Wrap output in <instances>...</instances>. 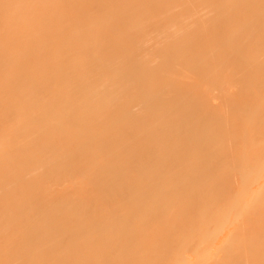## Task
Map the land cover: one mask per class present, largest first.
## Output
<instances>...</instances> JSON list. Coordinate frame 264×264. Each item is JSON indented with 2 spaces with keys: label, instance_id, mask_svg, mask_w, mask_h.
<instances>
[{
  "label": "bare ground",
  "instance_id": "obj_1",
  "mask_svg": "<svg viewBox=\"0 0 264 264\" xmlns=\"http://www.w3.org/2000/svg\"><path fill=\"white\" fill-rule=\"evenodd\" d=\"M220 1L221 0H0V71H2L0 74V78L2 80H4V81H0L1 82L0 84L3 83L2 85H0L1 96L3 97L4 94L6 93L5 94L6 96H4V98L5 97H14V95L16 96V94L11 96V94L13 92L14 93L17 92L18 96H20V97L22 96L24 98L31 97L32 95L35 96L36 94H40L41 96L42 95L43 96H53V100L55 101V104H54V106H52V109H51V107L42 109L38 112V114L39 115L43 114L45 116H50L51 114H53V115L56 114V116H58V117L63 116L68 111V109L71 111L74 110V111L79 112L87 104L92 106L94 103H97V102L107 103L108 100L112 102V101H114V92L113 93L111 92L109 94L110 91L108 89L110 88V85L114 81L115 78L113 77V74L111 72H113V70L115 69L114 66H117L116 64H118V62H119L118 58H121L122 56H124V57H122V59L124 61L125 60L126 61L124 62L123 60H121L120 63H123L124 65L118 66L120 71L117 73L115 72L116 74H118V76H120V79H123L125 77V74L128 75V72L134 71V70H129V69H133V68L135 69V67H137L136 68L137 72L135 69V72H136L135 74L138 73L137 76L138 75L143 76V74L145 76L147 70H145L143 72V74H141L142 70H143V66H146V68L148 66L147 69H149V71H150V68L152 66L151 64L153 63V61H154L153 59H155V58L158 59V62L162 61L160 63L161 65H158V66L156 65L157 67L155 68L156 74H158L159 70L157 68L160 69L161 66L166 67V65H167V63L165 64L163 62V57H164V59H166L168 57L166 55V54H168V52H170L169 53V56H170L171 53H173L174 55H177V54H175V52L177 51L176 53H178L180 51L179 53L182 54L180 56V58L179 57L177 58L176 56L174 57L171 54L174 58H177V60L173 59L172 56H170V58L173 60L172 61L170 59L169 60H170V62L182 60L181 57L184 54L185 57L183 56L182 58L188 60V65L190 68L189 71H191L189 73H186L185 76L188 75L186 78H190V77H192V73H193V75L197 74V71H195V69H191V65L189 63L193 62L196 58H198L200 56V53H201L199 50H193V52L192 51L190 52L188 50L190 47H192L193 43H195L194 41H196V40H195V38L193 39V37L196 36L197 33H195V35L192 34L190 36V38L187 40V41H189L192 39L191 41H189V42H191L190 44H188L189 42L184 41V40H181L182 42L179 44L180 39H177L176 36L173 38V36L176 33L187 32L192 27L189 25V28H188V25L185 24L186 22H184V20H187V17L188 18H190V17L200 18V17H207V16L209 17L211 14L214 16V21H215L216 25L218 24L217 30H216V35L221 36L224 32L225 23L219 24V21L227 19L228 11H226L224 5ZM91 2H93L92 5H90ZM102 2H104V3L102 4ZM88 4L90 6H88ZM224 4L230 5L232 7V9L230 10L229 13L234 12V13H237V15H242L243 13H250L251 15L258 16L259 20H263L260 22L261 24H260L259 29L257 27L258 25L254 24V23L252 25L250 24V26L246 25L245 27H243V29H242L243 31L238 33V35L233 40L230 41V43L236 45V47L234 48V52H237V53L235 55L238 56V52H241L244 50V49H242L243 45L245 48V44L248 42V38L252 35H258L262 40V44L264 45V29H263L264 28L263 27L264 26L263 25L264 24V0H225ZM195 5L201 6L202 10L200 12H193L192 7ZM131 11L133 13H135L136 16L132 15L133 13ZM130 12H131V14H130L131 17L132 16L137 17V18L139 17L141 20L139 22H136L137 20H139V18L138 19L133 18V19H131L132 23L130 21V24H131L130 27H129V25L128 26H119L121 22H126V20H128V17H130L129 16ZM97 13H98V15H96ZM101 14L103 16L102 19H101V17H102ZM99 15L101 17H99ZM260 17H263V18H260ZM125 18H127V19H125ZM252 18H251V20H252ZM128 22H129V20H128ZM133 23H135L134 25L137 24L136 25L137 29H135V26L133 25ZM181 23H183V25L185 24L184 26H187V27L186 28L182 27L183 25L179 26V25H181ZM247 23H249V22H247ZM166 24H167V27H166ZM171 25L174 26L173 27L174 29L173 28L170 29ZM253 25H255V28L253 27ZM75 26H76V28L77 27L78 28L76 29ZM84 26L86 27V30L84 28L83 34L78 33L79 31L82 30L81 28ZM152 26L154 29L153 31H155V32H153L151 30ZM156 26L158 27V31L156 30V28H157ZM79 27H81V28L79 29ZM139 27H140V29L141 28H143V29L147 28V29H150L152 31V32L150 31L151 37L149 36L147 38V41L150 40L149 42L151 45H152V42L153 43L155 41L157 42L155 47H153L154 44L152 46H150V47H153L152 49L156 50V48L158 46H160L157 48V51L152 50V52H155V54L150 53L151 57L153 58L152 60H150L151 57H146V58H149L148 61H150V63L147 61L145 63V62H142L141 60H139L140 53H138L140 51L139 49H144V50H147L146 52H148V54H149V51L151 49L149 46L148 47L146 46L147 45L146 43H148V45H150L149 42H147L146 38L144 39V37H143L142 38L143 40L141 39L142 42L140 40V42L142 43L141 48L140 47L135 48V46H137L138 43H136V39H134V41L132 39L134 36H136L135 31H132V29L134 28V30H136V33L138 34V32L140 31ZM73 28L75 29L74 31L72 30ZM96 28H98L99 30L101 29V30L97 31ZM119 28H121V29H119ZM166 28H169V29H167L168 31L166 30ZM78 29H79V31H78ZM137 30H139V31H137ZM171 31H173V32H171ZM169 32H170V35H169ZM174 32H176V33H174ZM69 33H70V35H69ZM157 34H158V37H157ZM121 35H122V37H121ZM165 35H167L170 38V40L172 38L171 41H173L175 43H172L171 41H170L171 43L170 42H167V43L161 42L164 44V45H161L159 40L167 38V36H165ZM115 36H116V38H115ZM155 37L157 39H155ZM123 38H128L129 40L127 41V39L125 40ZM175 38L177 40H175ZM125 41L128 45H125L126 44ZM129 41L132 43L131 44L128 43ZM158 42L160 43V45ZM134 44H136V45L134 46ZM167 44H171L169 46H172V44L173 45L176 44V45L169 47ZM161 46H162V48H164V50L158 51L159 48H161ZM146 47H147V49H146ZM166 47L171 48V50L173 49L174 52H171L169 49L167 51ZM136 50H138V51H136ZM259 50L260 49H256L255 51L259 52ZM51 51L54 54L50 53ZM163 51H167V53L166 52L163 53ZM2 52H3V54H1ZM99 52H101L105 56V57L102 56L104 59L99 56L100 55ZM156 52H160V54L158 55ZM188 52H189V55H187ZM119 53H121V54L123 53V55H121ZM136 53H138V55ZM164 54H165V56H164ZM190 54H192V57L190 56ZM120 55H121V57H120ZM161 55H162V57H161ZM49 56H50V58L48 59ZM137 56H138V58H137ZM188 56H190V57L188 58ZM210 57L211 58H209L207 56V54H205L203 57V64L204 65L206 64L205 67L214 68L213 64H207V62L208 61L212 62L211 60H213V58L214 59L217 58V56H215L213 54ZM134 58L135 59L137 58V60H135L137 62L132 61ZM115 60H117V61H115ZM10 62H12V63L14 62L13 64L11 63L12 67L9 65ZM148 63H149V65H148ZM14 64H15V66H14ZM140 65L142 68H140ZM204 65H202V66H204ZM236 65H235L236 72H238L240 74L241 80L245 84H249L250 81L254 79V76L264 74V62L257 65V66H254V67L247 66V65H244L242 67L240 64H236ZM146 68L144 67V69H146ZM68 69H71L72 71L67 76V80L65 82H63L62 78L64 76V73ZM138 70L139 71L141 70V72H138ZM155 70L152 69V71H155ZM152 71L149 72V74L147 73V76L151 75V74L153 75L154 72H152ZM228 73H229V76H227V77L231 78L233 76L232 72L228 71ZM110 74H111V78H110ZM130 74H129V76L136 77V75L133 74L134 75L133 76ZM156 74H155V76H157ZM4 75H6L7 77H5ZM189 75H190V77H189ZM144 76L142 78H145ZM179 76H181V77L183 76L182 80H181V77H180V79L178 78ZM220 76L223 77V74H221ZM140 77L138 76V78H140ZM5 78L7 79V81L5 80ZM19 78H20V80H18ZM162 78L163 77L161 76L160 78L155 79L159 83H160V81H162L160 83V85L162 87H160V89L156 93V96H154L155 101L158 98L157 99L158 102H154L153 105H150L151 103H153L152 101L154 100V98H152L153 100L150 99L147 101H146V99H144L145 101L142 99L141 100L142 103L140 105L143 104L145 106L139 105L138 106L139 109H136L137 106L134 105L135 107L133 106L131 109L127 110V113L125 112L126 115L123 114V115L119 116V119L117 117L115 123H114L115 119L113 121H111L113 125L118 124V126H120V128H121V126H126L124 124H127V123L130 124V125L127 124V126H129L128 132L129 131H131V132L129 134H128V132L126 133V135H128L129 138H130V134H131L130 139L127 138L128 136L124 137V134L119 135V133L117 132L119 130V128L117 125L116 126L114 125L115 128L117 127V129H118V130L117 129L115 130L118 133V134H116V132L113 131L115 129L114 126L110 123L109 125L113 126V127H111V129H110V126L107 128V130L110 133L109 132L107 133L106 130L103 131V133L106 132L105 136L107 138H109V140L111 139L110 137H113L115 139L114 142H116L115 144L112 140L111 141L113 143L110 144L111 141L107 140L104 135H103V137H101L102 138L101 139L100 136H102V135L100 134V132H101L100 131L98 133V134H100L99 136H98V134H96L94 137L89 139L86 143H84L83 145L78 147L77 150L70 151V152L63 154V156H65V158L63 159L62 163L60 162V163L55 164L54 166L50 167L48 172H47L48 173L47 175H50L53 173H71L72 169L77 170L78 169L77 166L80 165L81 167L79 166L78 170H81V168L83 170V168H84L87 178L82 179V181L79 184L63 185V186L57 185V188L52 189L51 193L49 194L45 191V188L42 187V184L45 182V178L47 177V175L43 176V174L41 172V168H42V166H41L39 169L28 174L24 180L17 179L15 181H13L10 184L9 189L6 191H3V194H2V192H0V195H1L0 207H3L5 209V210L4 209L2 210V208L0 209V211H2V212H0V215H1L0 219L2 217V219H5V221H6L4 223H1L2 225L0 224V227L4 226L3 229L5 228L1 232L3 234L5 233L4 235L7 234V236H8V233L12 235V236L9 235L10 241L8 240L10 245L12 244L11 245L12 248H11L8 245L5 246V244L3 242H1V241L5 240V243H6V239L4 238L2 240V238L4 236L2 237V233H0V235L2 237V238L0 237L1 238L0 244L3 243L0 245L1 250H3V253L4 252L5 253H8V252L13 253V255H11V253L7 254V256H8L6 259L7 264H47L46 263L47 260L59 259L61 257L64 258V261L60 264H83L82 262H80L78 260V256L76 254L83 253L85 251L87 245L92 243V242H97L99 245H101L103 247H105L107 244H109L112 251H113V253L110 256H107L105 258V260L102 264H108V262H110L111 260L116 261L117 264H132V263H128L125 258L130 257L132 260H138L137 256L139 253V248L137 249V247H139L138 242L140 240H144V241L148 242V244H146L143 249H144V251H146L150 254H146V252H144V254H142V257L144 259L145 264H162L161 259L159 257L160 255H158V253H162L165 255V252L163 251L165 243L164 244L162 243V242H164V240L162 238L161 239L158 238L161 241H159L157 239L153 244L151 242L152 241L151 238H153L156 235V233H159V232H160V234L163 233V235H165V233H166L165 237H167L171 234L170 236H171V238H173L172 234L175 231H177L176 228L178 226H179L178 229H180V227H182V225H180L182 218H180V219L178 218L177 221L180 222V223L177 222L178 226L175 222L176 220H172L173 218H171V216H169L167 218V220L164 221L165 223L163 222L164 225L162 223H161V225H158L159 227L163 226L161 228H158V226L156 227V226H154L155 224H153L154 229H155V227L157 228L156 229L157 231L154 234L153 231H155V230L153 229V231H151V228L150 229L148 228L150 226L149 222L152 221L151 218L157 216L159 214V212H161L162 206L164 205V201H162V200L154 201V204H156V205L151 206V209H152L151 211L148 210L149 207H147V211H150L151 214L147 213L149 216L148 215L145 216L146 217L145 219H144V217H139L138 221L136 222L137 224L135 223V221L132 220L134 217L132 207H130V210H128L125 214H122L121 216L118 214L121 211L120 203H119V197L120 196H128L131 193V191L134 189L132 185L135 183L134 181H137V175L139 177V174L142 173V171H140V168H138L137 165H139L141 168L144 169V168H146L144 165L151 160V162H149V163H150V165H152V168H153L152 170L154 172L153 173L154 175L157 174L156 176H158V174L159 175L166 174L165 169L163 167H161L162 166L161 163L163 160L161 156L163 154H165V149L163 148V146L168 142V140L173 145L179 144V141L176 140V138L178 139L179 137H182V135L180 136L178 134L185 135L188 132L189 133L187 135H189L190 132H192L191 133L192 135L190 136L192 139H194V140L197 139V141L201 140V142H208V140L210 139L209 137H212V135L215 132V128L217 126L215 124H218L217 118L214 120L215 122L213 121L212 123H209V122L206 123V120H204V119L201 120V117L205 113L208 115V113L210 111H212V112H214V111L223 112L222 119L224 120V118H226V116H227L228 118H226V119L230 120L232 126H234L235 125L234 123L238 120H242V119L245 120L249 129L251 130V132L253 131L254 128H258V127L261 128L264 125L263 107L259 106V105H256V106L251 105V107H245L246 105L244 104V103H246V101H249V100L258 99L260 97L264 98V95L262 94V91L264 89V81L259 82L260 86H259L258 91L252 92L246 97L240 96V89H239V91L234 90L237 88H234V89L230 88L234 91H231V92L228 91L229 93L227 92V89L230 90L229 88L224 89V90L219 89L218 91L221 90L220 92H218L219 93L218 98L220 99V102L216 103V104L210 103L211 105H208L207 109L205 107H203V109H201L202 107H200L199 104L198 105L194 104V102H195L194 100L196 99L195 94H197V93L193 92L194 90H192L191 94L193 93V96L190 94L192 87H195V84H194L195 78L194 77L191 78V79H193V82H191V83H193L194 86L190 85L191 83H188V84L185 83L184 85H180V84H182L181 81L183 82V79L185 78L184 74L178 75L177 78L175 77V79L172 78V80H171L172 82H170V80L168 81V78H167V80H165L166 78H164V79H162ZM191 79H187V80L191 81ZM11 80L14 82H16V80H17V82L18 83L20 82V83H19V85L17 84V82H16V84H14V82H12ZM163 80L165 82H167V84H165V82H164V85H163L162 84ZM178 80L179 81L181 80V81L179 82ZM9 81H11V82H9ZM36 81H40L41 83L34 85V83ZM175 81H178L179 86L176 85L177 82L174 83ZM184 81H185V79H184ZM10 83H12L13 85H11ZM119 83H121V82H119ZM172 83L175 84L174 87H173ZM9 84L12 87H10ZM20 84L22 87L20 86ZM22 84L24 85V87ZM14 85L19 86V88L17 86L16 91H14L15 87H16ZM169 85H171V86H169ZM119 86H120V84H119ZM164 86H166V87H164ZM239 86H240L239 88H242L243 84L240 83ZM90 87H91V92L89 91V89H86V88H90ZM167 87H169V88L171 87V90L168 89ZM189 88H191L190 91H189ZM12 90H13V92H12ZM85 90H87V91H85ZM165 90H167V92ZM179 90H180V92L182 90H185V92L182 91L184 94L181 92L182 95H184V98H187L186 96L190 97V98H187V101H189V103H188L189 105L186 103L187 102L186 99L184 102L183 96L179 95V93H180V92H178ZM224 91H225V93H224ZM106 92H108V93H106ZM221 92L224 93L225 95H227V94L228 95L227 96H225L224 94L222 95ZM2 93H4V94H2ZM34 93H36V94H34ZM27 94H29L30 96L28 95V97H25V96H27ZM69 96H75V97H78V99L74 103L69 102L67 104V108H66L65 104H66ZM171 98H173V99H171ZM191 99H193V101ZM147 102L149 103L148 105H147ZM191 102L194 104L193 106H191ZM185 103L187 106L185 105ZM14 105L16 106V104H14ZM14 105L13 104L9 105L10 107H8L7 109L13 108ZM163 105L165 106V108ZM176 105H177L176 109L172 108ZM195 105H196V108H197V106L200 107V109H201L200 112H202L203 115L199 114L200 113L199 112L197 115L195 113V117H194V115L192 113L197 112V110L194 111ZM159 106H160V108L163 106V108L160 109ZM241 106H243V107H241ZM179 107L181 110H179ZM183 107H185V108H183ZM134 108L137 111H139L140 113L135 114L136 112L133 111ZM140 108H141V110H140ZM192 108H193V110H192ZM142 109H145L143 111H147L146 112L147 114L145 112H143ZM162 109H163V111H162ZM169 109H171V110H169ZM173 109L177 110V113L180 112V114L178 113V116H176L175 111ZM149 110H150V112H151V110L153 112H151V114H150ZM157 110H161L159 113L161 115L163 114L164 117L161 116L160 114H158ZM172 111L174 112L175 115H171L173 113ZM148 112H149V115H148ZM154 112H156L157 114L156 113L154 114ZM143 113H144V115L146 114L145 117L147 116L146 117L147 122L143 118L144 117ZM224 113L228 114V115H225ZM127 114H129V115L127 116ZM229 114H231L233 117L232 116L229 117ZM241 114H244V116ZM256 114H258V115L260 114V115L259 116L257 115L258 117L257 116L255 117L254 115H256ZM152 115L157 116V118L155 116L153 117ZM165 115H166V117H165ZM167 115H169V116H167ZM182 115H185V116L183 117ZM207 115H205V116H207ZM240 115L242 116L241 118H240ZM132 116H135V117L132 118ZM170 116H171V118H170ZM217 116H219V114H217ZM231 117H232V119H230ZM251 117H252V119H251ZM120 118H121V120H123L122 122H125L123 125H120L121 124V122H119V121H121ZM124 118L127 120V123H126V120L124 121ZM150 118H151V121H148V120H150ZM158 118H160V119H158ZM163 118H164V120L161 123V120ZM183 118H185V119H183ZM219 118H220V120H222L221 117H219ZM248 118H250V120ZM156 119H157V121L154 122ZM226 119H225V122H229V120L226 121ZM254 119H256V120H254ZM106 120H107V114L100 117L101 122H104ZM173 120L174 121L177 120L178 122L177 121L174 122ZM200 120L204 123L200 122ZM95 121H98V120L89 121V123H94ZM148 122H150V123L153 122L154 125L152 123H151L152 124L151 125ZM157 122H160V123L158 124ZM184 122H185V124L183 125L182 123H184ZM145 123H146V128H145ZM167 123L169 126L165 125ZM171 123H174V125ZM189 123L191 124V126ZM200 123L202 125H200ZM205 123L208 124V126ZM155 124H156V126H155ZM133 125L138 126V127H136L137 130L134 129L135 131H133L132 128H135ZM148 125L150 127H152V129ZM203 125L206 127V129L208 131L205 129V127H202ZM213 125H215V126H213ZM130 126L132 128H130ZM218 126H219V124H218ZM35 127H36L35 131L40 132V133H44L42 130V124L41 123H39V122L36 123ZM141 127H143V128L140 129ZM124 129H125V127H124ZM153 129H156V130H153ZM181 129H185V130H181ZM111 130H112V132H111ZM140 130H142V131L139 132ZM149 130H150V133L148 134ZM202 130L203 131L205 130L207 132V136H205V137L203 136L202 138L200 137L201 135L199 137H197L198 135L195 136L196 133L199 134L202 132ZM132 131H133V133H132ZM182 131H184V132L181 133ZM137 132H138V135H135L134 133H137ZM144 132L145 133L147 132V133L143 134ZM177 132H180V133H178L176 135ZM208 132H209V134H208ZM113 133H114V135H113ZM194 133H195V135H194ZM170 134L171 135L173 134L174 136L176 135L177 137L173 136V138H172V137H170ZM140 135H142V136H140ZM118 136H119V138H120V136H123L124 139L121 137L122 141L120 142V140L117 139ZM96 137L97 138L99 137V139H96V143H95L94 139ZM134 137H135V139H134ZM234 137L237 138V133L234 134ZM138 138H140L141 141L138 140ZM142 138H144V139H142ZM167 138H170L171 140L167 139ZM247 138L249 139V134H244L240 137V141H242V139L248 140ZM125 139L126 140L129 139L128 141L134 139V141L132 140L133 146H136V147L139 146V147H137V148L135 147V148H133V150L135 151V153L138 152L137 153L138 156L141 153H142V155H140L139 157H136V158L133 157V156H137V154L132 152L133 150L131 149L132 151L130 152V150H129V152H128V154H131V155H128L125 160H124V158L119 159L122 156V155L120 156V153L122 154L123 151H126V150H123L121 148L124 146V144L129 145L131 142L130 141L128 143ZM148 139H150V140H148ZM173 139L175 140V142ZM260 139H261V144H264V135L261 136ZM14 140L15 139L10 138V142L13 145V146H10V149H12V148L21 149L22 144H20V143H22V141L17 142ZM98 140H99V142H101V144H103V142H105V141L106 142L103 145H100L99 142L97 143ZM116 140H118V142ZM123 140H125V141L123 142ZM135 140H138V142L136 141L137 142L136 143ZM146 140H148V141H146ZM164 140H167V141H165V143H162V142H164ZM139 141H140V143H139ZM149 141L150 142L152 141V144H154L153 147H151L152 145H150V144H149V146L146 145L147 147H150L151 150L149 148L147 149V147L144 146ZM125 142H127V143H125ZM132 142H131V145H132ZM117 143H119L122 147H120V145ZM155 143L156 144L159 143V144L156 145ZM208 143H205V144H203V146H200L203 148L199 147L203 151H204V148L207 147L206 149H208V151L205 149L204 152L201 150L202 152L198 151V153L196 151L192 152L191 151L192 149H190L188 147L185 150V152L182 151L185 148L183 147V149L181 150V146H177L178 149L172 148L171 152H170L172 158L169 161H172L171 164L173 163L174 167H175L178 165V163H180V162H178L180 157H184V158L187 157L188 158L190 156L189 152H192V154H194L195 157L197 156L198 159L205 160L203 163V166L205 169L208 170V175L210 176V178H212V180H211L212 182L209 180L211 183L209 182L208 188H206V191L207 190H209V191L206 193L208 194L210 191H212V192L209 194V196H207V195L206 196L207 197L211 196L210 197L211 199H212V195L220 194V192H217V190L219 188L218 186L221 185L220 187H222V184H221L222 180H224L223 182H225V181L227 182V183L225 182L223 184L225 190L230 191V188L232 190L233 188L236 187V188H238V191H239V186H240L241 187L240 190H242V191L241 192L239 191V192L241 193L242 196L239 195L237 197L236 195L239 193H237V191H235L236 195H235V193H233L228 198H220L223 200L225 199L224 204H226V205L231 204L227 208V211H226L227 217L226 218L229 217L231 210H232L231 213L234 211L233 214H235V212L238 213V211L240 212L242 208H245L241 214L243 216L244 215L247 216L248 214H250L252 208L256 207L254 210L252 219H246V216L243 217L241 215V218L243 217L242 218L243 222H242V228L240 230L241 232H239L240 240L237 242L231 241L228 235H226L227 237H225V235H223L224 237L222 236V234H226V232H228V231L225 228L226 226L225 227L223 226L227 222L226 219L223 221L224 223L221 222V224H220L221 227H219V233H220V231L223 233L222 234L220 233L221 237H219L217 241H220V243L222 241V243H223V245H222V243H221V245H219L220 250L223 249V250H226L227 252H226V255L224 256V258L219 259L215 264H264V243H259L256 240L257 234H263V236H264V200L252 201L253 198L260 192V190L262 188H264V159L262 160V162L260 163V165L258 167L256 166L258 161H260L262 159V153L259 152V153H256L255 155H252L250 152L252 147H247V145L244 144V142H243V144H244V145H242L243 150L240 152L239 161H238L237 165L235 166L236 171H235V169H234V171L235 172L244 171V173H241L243 175H241V177L239 178L240 179L239 181H238V179L237 180L233 179L235 182L238 181L239 183L238 182H236V183H238L239 185L237 184V186H236L235 185L236 183L233 181L235 184H234V186L231 187V185H233L232 180L227 181V176H226V178H225V176H224V178H222L223 175H221V174H223L225 172V169H223L221 171V174H217V176L215 174V167H216V162L218 159V158H216L217 153H215V152H216V150L219 149V146H214V144H212L213 142L212 143L210 142L209 144ZM105 144H107V147L110 148L109 150H107L108 148L105 149V147H106ZM116 144H117V146H119V149L115 148V147H117ZM110 145H113L111 147H114L115 151L113 150L114 148L110 147ZM204 145H205V147H204ZM209 145H210V147H209ZM152 148H153V150H152ZM120 149H121V151L119 152ZM160 149H162L163 151H158ZM224 149L225 150L228 149L227 152L232 151V147H230V146H225ZM104 150L109 151V153H107V155L114 153L113 157L110 158L109 155H108L109 158L102 156V153ZM110 150H112L113 152L112 151L110 152ZM149 150L151 152H149ZM116 151H118L119 153L116 154ZM186 151H188V152H186ZM152 152L155 155H152ZM160 152H161V155L159 154L160 156L158 157L159 158V161H158L156 155ZM162 152H164V153H162ZM98 153H100V155H98ZM133 153L135 155H133ZM84 154H85V156H87L86 154H88V158H85V159L82 158V157H84ZM115 154L117 156H114ZM118 155H119V158H117V159L119 161H117V159H116V157H118ZM144 155H145V157H144ZM213 155H214L215 159L212 160L211 158L213 157ZM110 156H112V155H110ZM154 156H156V157H154ZM143 157L146 158L147 162ZM150 157H151V159H150ZM112 158H114L116 161L113 160ZM130 158H131V160H130ZM133 158H135V159H133ZM141 159L142 160L144 159L145 163H144V161L143 162L140 161ZM209 159H210V161H209ZM126 160H129V161L127 162ZM207 160H208V163H207ZM175 161L178 162L177 165L175 164L176 163ZM140 162H142L141 164H143V165H141ZM113 163H114V165H112ZM149 163H147V164H149ZM159 163L161 165L160 167L158 166ZM133 164L136 165V168L141 173L137 172L138 173L137 175L134 174L136 172H134L133 174H130L131 171L133 172V169L132 170L130 169L131 171L128 172L129 174L127 173V171H129L127 168H129L131 166L134 168V171L137 170ZM147 164H146V166H148ZM87 166L89 167V169H87L88 168ZM154 166H155V169H154ZM0 168H1V166H0ZM16 169L17 168H15L13 166L9 167V170H16ZM118 169H120L121 173L126 169L127 174H125V176H127V178L124 176L125 178L121 179L122 183H120V184H122V186L121 185L119 186V182H121V181H119L118 178H117V180L119 182L116 181L115 184L113 183V184L109 185V182L111 180H116ZM143 169H141V170H143ZM131 175H132V177H131ZM244 175H246L245 176L246 179H244L245 178ZM134 176L136 177V179H134L135 178ZM255 177H258V180ZM241 178L244 181L246 180L245 181L246 185ZM133 179H134V181H133ZM213 179H214V181H213ZM204 180L206 181V178ZM217 180H218V183H217ZM256 180H257V182H256ZM126 181L128 184H126ZM149 181H150L149 183H146V181H145L144 182L145 184H143L144 187L146 188V190H147V188H150V187H152V189H153V187L158 188V189L160 188L159 182L157 184V181H152V180H149ZM230 181L232 182L231 184H230ZM258 181H260L261 183ZM123 182L127 186H123L124 185ZM147 182H148V180H147ZM241 182L243 184H241ZM255 182L258 184L257 187H255L257 185V184L255 185ZM195 183L197 184L200 182H195ZM248 183L250 184V186H251V183H254V185L252 184L253 186H251V188H249L250 186ZM194 184H192L191 187L186 186L187 189H184L185 185H183L184 187L182 186V184H180L182 187L179 185L180 188H183L182 189L183 194L181 193L182 195L180 194L179 197L186 195V197L180 198L181 201L183 202V203H181V205L184 208V212L186 211L185 213H187L190 209H195V208L200 207V205L202 203V202H200V201H202L201 199H205L202 204H204V202L206 203L208 201H209L208 202L209 205H210V203L212 204V202H210L211 201L210 198H208V199H210V200H208L207 197L206 198L203 197V196H205L204 195L205 190L199 194L201 196L198 197L200 199H197V203L199 202L198 204L195 203L196 199H195V197H193V193L191 192L192 195L189 193L188 196L191 195V196H189V198L191 200V204H187L188 201H186V200L188 198V196H187V193L189 191L188 189H191V191H193L192 187L195 186ZM225 184H227V186ZM117 185H118V187H117ZM200 185H201V183H200ZM200 185L198 184L195 187L200 186ZM243 185H245V186H243ZM214 186H216L215 188L217 190L214 188ZM243 187L250 189V191L247 189H244ZM162 189H165V187H163ZM168 189L174 193H179L181 191L179 188H168ZM193 189H194V187H193ZM11 190H12V192H11ZM186 190H187V193H186ZM215 190H216V193L214 192ZM219 190H221V189L219 188ZM223 190L224 189L222 187L221 191H223ZM235 190H237V189H235ZM243 190L246 192V195H245V192H243ZM246 190L248 191V193ZM155 191H156V189H155ZM9 192H11V193L9 194ZM183 200H185L187 203H185V201H183ZM192 200H195V201H192ZM228 200H230V202ZM238 202H239V205H238ZM214 203H220L219 199L214 200ZM55 204H57V205H55ZM233 204H236V205H233ZM53 205H55V206H53ZM233 206H235L237 209ZM11 207H13L15 211L12 212ZM158 207H161V208H158ZM116 208H118V211H116ZM6 209H7V211H6ZM17 209L19 210L18 213L16 212ZM177 211L179 212L180 210H177ZM167 213L166 214L164 213L165 215L162 213L163 215L161 214L160 218L162 216H164L162 218L165 219V216L166 217L168 216ZM91 215L96 216L95 219L100 218L97 226H94L89 222L88 218ZM169 215H170V212H169ZM179 215L181 216V212H179ZM231 215L232 214H230V216ZM148 218H149V220H147ZM174 218L176 219L177 215ZM8 220H10L13 223H11ZM139 220L141 221L140 223H138ZM132 221L136 225L134 228H132ZM142 221L145 222L144 225H143ZM154 222L152 221L151 223H154ZM168 222L169 223L172 222L173 225L175 224L177 227L173 226V228L171 227V229H170ZM244 222L246 225H243ZM182 223H183V221H182ZM256 223L261 226V232L256 227ZM11 224H13V225L11 226ZM138 224H139L140 230H136V228H138V226H137ZM210 224H211V222H210ZM228 224H230V223H228ZM108 225H116V226L120 225L124 228V231L120 232L121 236H119V237L108 236L109 233L117 232L116 230H109L107 228ZM145 225H146V227H145ZM16 226L17 227L19 226V228L21 230V234L19 236L12 234V231H11V229H12L11 227H16ZM142 226H144V228ZM166 226H167V229L172 230L173 233H170L171 231L165 229ZM231 226H232V224H231ZM150 227H152V225ZM23 229H25V230H23ZM100 229H103V231H101L100 233L95 235V233L98 232V230H100ZM141 229L143 231H141ZM88 230L93 231L94 234L91 233V231L87 233ZM146 230L148 231L149 239L147 237V231ZM180 230L177 231V234H181L185 231L183 228ZM223 230H225L226 232ZM3 231H5V232H3ZM164 231H165V233H164ZM149 232H151V233H149ZM167 233L168 234L170 233V234L167 235ZM175 233L173 236L177 235ZM149 234L151 236L152 235L153 236L150 238ZM221 238L222 239L224 238V239L222 240ZM11 241H12V243H11ZM14 242H16L17 244L19 243L18 244L19 246L17 247V244L16 243L14 244ZM38 243L44 244V247L41 248L38 245ZM2 245L4 247H2ZM154 245L157 248L155 253L157 254L158 258H157L155 253L152 254V252H154L153 251V248L155 247ZM224 246H225V248H224ZM2 248H4V249H2ZM26 248L33 249V250H25ZM120 253H124L126 255V257L122 258ZM29 257H35V261L26 263V259Z\"/></svg>",
  "mask_w": 264,
  "mask_h": 264
},
{
  "label": "rangeland",
  "instance_id": "obj_2",
  "mask_svg": "<svg viewBox=\"0 0 264 264\" xmlns=\"http://www.w3.org/2000/svg\"><path fill=\"white\" fill-rule=\"evenodd\" d=\"M220 2L224 5L226 11H228L227 19L226 20H220L219 21V24L225 23L224 32H223V34L221 36L216 35V30H217V25L218 24L216 25V23L214 21V16L212 14L209 17L208 16L207 17H200V18H196V17H190V18H188L187 17V20H184V19L183 20H184V22H186L185 24L188 25V28H189V25L192 26V27L187 32H184V33L183 32L182 33H176V32H174V33H176V34H174V36L171 34L173 36V38L176 36L177 39H180V42H179V44H180L182 42L181 40L187 41L192 34L195 35V33H197L196 36L193 35L194 36L193 39L195 38V40H196V41H194L195 43H193L192 47H190L188 49L190 52L191 51L193 52V50H199L201 52L200 53V56L198 58H196L193 62H190L189 63L191 65V69H195V71H197V74H194L193 75V73H192V77L195 78L194 81L196 82V83L194 82L195 87H192V89L189 88V91L191 89L190 94H191L192 90H194L193 92H196L197 93V94L194 93L196 95V99L194 100L195 101L194 104H196V105L199 104V106L202 107L201 109H203V107H205L207 109L208 108V105H211L212 103L213 104L219 103L220 102V99L218 98V95H219L218 92H220L221 90H224V89H227V88H229V89L230 88H232V89L237 88V89H234V90H238L239 91V89H240V96L241 97H246L250 93L258 91L259 86H260L259 85V82L264 81V74H262V75L254 76V79L251 80L249 84H245V83L242 82L241 77H240V74L238 72H236V69H235V65L236 64H240L242 67L244 65L254 67V66H257V65H259V64H261V63L264 62V45L262 44L261 38L258 35H252V36H250L248 38V42L245 44V48H244V45H243V48L242 49H244V50L241 51V52H238V56L235 55L237 52H234V48L236 47V45L230 43V41L233 40L238 35V33H240L241 31H243L242 30L243 27H245L246 25H249L250 26V24L252 25L254 23V24L258 25L257 27L259 29L260 28V24H261L260 22L263 21V20H259V17L258 16L251 15L250 13H243L242 15H237V13H234V12L229 13L230 10L232 9V7L230 5H225L224 4L225 3V0H221ZM92 3L93 2H91L90 5H92ZM103 3L104 2H102V4ZM90 5L88 4V6H90ZM201 10H202V7L199 6V5H195V6L192 7V11L193 12H200ZM131 12L129 13V16L130 17H131V15H130ZM96 15H98V13ZM132 15L136 16L135 13H133ZM101 16H102V14H101ZM101 16L99 15V17H101ZM134 16H132L131 18L127 16L129 22H128V20H126V22H121L119 26H128L129 25V27H130L131 26V24H130L131 19L137 18V17H134ZM102 18H103V16L101 17V19ZM251 18H252V20H251ZM260 18H263V17H260ZM125 19H127V18H125ZM140 20L141 19L139 18V20H137L136 22H139ZM247 22H249V23H247ZM131 23H132V21H131ZM135 23H133V25ZM183 23H181V25H179V26H182ZM136 25H134L135 26V29H137L136 28ZM184 25L182 27H185L186 28L187 26H184ZM166 27H167V24H166ZM173 27L174 26L171 25L170 26V29H172ZM253 27L255 28V25H253ZM75 28H76V26H75ZM80 28L81 27H79V29ZM84 28L86 30V27L84 26V27L81 28L82 29L81 31H79V29H78L79 32L78 31L77 32L83 34ZM121 28H119V29H121ZM96 29H97V31L99 30L98 28H96ZM139 29H140V27H139ZM141 29H140V31L137 30V31H139L138 34L136 33V30H134V28L132 29V31H135V34H136V36H134L132 39H133V41H134V39H136V43H138L137 46H135L136 44H134L135 48H137V47L138 48L139 47L141 48V44H142L141 42L143 40L142 38L143 37H144V39L146 38V41H147V38L149 36L151 37L150 31L151 30L152 31L154 30L153 29V26H152L151 30L150 29H147V28H144V29L141 28ZM167 29H169V28H166V30ZM72 30L74 31L75 29L73 28ZM156 30L158 31V27L156 28ZM153 32H155V31H153ZM171 32H173V31H171ZM69 35H70V33H69ZM167 35H165V36H167ZM169 35H170V32H169ZM121 37H122V35H121ZM157 37H158V34H157ZM115 38H116V36H115ZM123 39H125V40L127 39V41L129 40L128 38H123ZM155 39H157V38L155 37ZM177 39L175 38V40H177ZM140 40H141V42H140ZM171 40H172V38H171ZM171 40L167 36V38H165V39H160L159 42L160 43L161 42H166L167 43V42H170ZM191 40H189V41H191ZM130 41L128 43L131 44L132 42H130ZM149 41H147V42H149ZM189 41H187V42H189ZM155 42L154 43L152 42V45L154 44L153 47H155V45L157 44V42L156 43ZM171 42L172 43H175L173 41H171ZM125 43H126V41H125ZM160 43H159V45H160ZM190 43L191 42H189L188 44H190ZM146 44L145 45L147 47L148 46L149 47L152 46L150 44V42H149L150 45H148V43H146ZM125 45H128V44L126 43ZM161 45H164V44L161 43ZM167 45L169 46L171 44H167ZM174 45H176V44H174ZM174 45L172 44V46H174ZM172 46H169V47H172ZM147 47H146V49H147ZM153 47H150L151 50L149 51V54H148V52H146L147 50L139 49L140 50L138 52V53H140L139 60H141L142 62H145V63H146V61L150 63V61H148L149 58H146V57H151L150 53L155 54V52H152V50H154V49H152ZM158 47H160V46H158ZM157 48L154 51H157ZM161 48H162V46H161ZM161 48H159L158 51L164 50V48H162V49ZM168 49L171 52H174L173 49L171 50V48H167L166 50L168 51ZM256 49H260L259 52L255 51ZM136 51H138V50H136ZM167 51H163V53L164 52L167 53ZM176 52H175V54H177V55H174L173 53H171V54L174 57L176 56L177 58L178 57L180 58V56L182 54L179 53L180 51L178 53H176ZM50 53H53V52L51 51ZM138 53H136V54L138 55ZM156 53L158 55L160 54V52H156ZM169 53L170 52H168V54H166L168 56V57L166 56L167 57L166 59H164V57H163V62L165 64L167 63L166 67L165 66H163V67L161 66L160 69L157 68L159 70V73L158 74H156L155 68L158 65H161L160 63L162 61L158 62V59H156V58L153 59L151 57L150 60L153 59L154 61L151 64L152 65L151 68L149 67L150 68V71H149V69H147L148 66H147V68H146V66H143V70H142V73L141 74H143V72L145 70H147L145 76L143 74V76L145 78H142L143 77L142 75H138L139 77L141 76L140 78H138V76H137L138 73L135 74L137 72V69H136L137 67H135L136 72H135V69L134 68L133 69H129V70H134V71L128 72V75L125 74V77L123 79H120V76H118V74H116L117 72L120 71V69L118 68V66H123L124 65L123 63H120L121 60H123L122 57H124V56L121 57V55H123V53L122 54L119 53V54H121L120 55L121 58H118L119 59V62H118V64H116L117 66H114L115 69L113 70V72L114 73L116 72V73L114 74L113 72H111L113 74V77L115 79L111 83L110 88L108 89L110 91L109 94L111 92L112 93L114 92V101L111 102V101L108 100L109 102L107 101V103L97 102V103H94L92 106L87 104L79 112L78 111H74V110L71 111V110L68 109V111L63 116H61V117L56 116V114H54V115L51 114L50 116H45L43 114H41V115L38 114V112L40 110H42V109H45V108H48V107H51V109H52V106H54V104H55V101L53 100V96H43V95L41 96L40 94L34 93V94H36L35 96L32 95L31 97H28L29 94H27V96H25V97H28V98H24L22 96L21 97L18 96L17 92L14 93L13 90H12L13 93L11 94V96L14 95V94H16V96L14 95V97H5L4 98V96H6L5 95L6 93L5 94L2 93V94H4L3 97L1 96V93H0V166H1V168H0V192H2V194H3V191L8 190L9 187H10V184L13 181H15L17 179L24 180L27 177L28 174H30L33 171L39 169L41 166H42L41 172H42L43 176H46L48 174L47 172H48V170H49L50 167L54 166L57 163H60V162L62 163L63 159L65 158V156H63V154H65L67 152H70V151L77 150L78 147H80L81 145H83L84 143H86L89 139H91L92 137H94L100 131H101L100 134L102 135V136H100V138L103 137V135L105 136L106 135V132L103 133V131L106 130L107 133H108L109 131L107 130V128L110 126V129H111V127H113L115 125V124L113 125L111 121H113L115 119V121H114V123H115L117 117L119 119V116L125 114V112L127 113V110L131 109L134 105L137 106L136 109H139L138 106L142 103V101H141L142 99L143 100L146 99V101H147V100H150V99L154 98V96H156V93L158 92V90L160 89V87H162L160 85V83L162 81H160V83H159V82H157V80H155L156 78H160L162 76L163 77L162 79L166 78L165 80H167V78H168V81L170 80V82H172L171 81L172 78L175 79V77L177 78L178 75H180V74L183 75L184 74L185 81L187 79H191L192 78V77H190L191 74L189 75L190 78H186L188 75L185 76L186 73H189L191 71H189L190 68H189V65H188V60L182 58L184 56V54L181 57L182 60L175 61V62H170V60L171 61L173 59H176L177 60V58H174L170 54V56L173 57V59H171L170 56H169ZM1 54H3V52ZM99 54H100L99 55L100 57H102V56L105 57L101 52H99ZM205 54H207V56L209 58H211L210 56H212L213 54L215 56H217V58H215V59L213 58V60H211L212 62H210V61L207 62V64H213L214 68L205 67L206 64L205 65L203 64V57H204ZM187 55H189V52H188ZM164 56H165V54H164ZM190 56L192 57V54H190ZM190 56H188V58ZM161 57H162V55H161ZM49 58H50V56L48 57V59ZM137 58H138V56H137ZM137 58L136 59L134 58L132 61L134 62L135 60H137ZM115 61H117V60H115ZM135 62H137V61H135ZM11 63L12 62H10L9 65L12 67ZM149 63H148V65H149ZM202 65H204V66H202ZM14 66H15V64H14ZM144 67L146 69H144ZM140 68H142L141 65H140ZM152 69L155 70V71H152ZM71 71H72L71 69H68L64 73V76L62 78V81L63 82H65L67 80V76L70 74ZM151 71L154 72L153 75L151 74V75H148L147 76V73L149 74V72H151ZM228 71H231L232 72V75L233 76L231 75L232 76V77L230 76L231 78L227 77V76H229ZM1 72L2 71H0V74H1ZM138 72H141V70L140 71L138 70ZM129 74L130 75H133L134 74V75H136V77L129 76ZM155 74L157 76H155ZM221 74H223V77L220 76ZM4 76L7 77L6 75H4ZM180 77L181 76H179L178 78L180 79ZM110 78H111V74H110ZM182 78H183V76L181 77V80H182ZM184 79H183V82L180 80L181 83H182L180 85H184L185 83L188 84V83L193 82V79H191V81L187 80L188 82L187 81L185 82ZM5 80L7 81L6 78H5ZM18 80H20V78ZM0 81H4V80L1 79ZM11 81H9V82H11ZM178 81H175L174 82V83L177 82L176 83L177 86H179L178 85ZM12 82H14V81H12ZM16 82H17V80H16ZM16 82H14V84H16ZM119 82H121V83H119ZM164 82L165 81L163 80V83H162L163 85H164ZM19 83L17 82L18 85H19ZM39 83H41V82L40 81H36L34 83V85H37ZM118 83L120 84V86H119ZM240 83L243 84L242 88H239L240 87L239 86ZM2 84H0V85H2ZM10 84L13 85L12 83H10ZM10 84H9V86H10ZM165 84H167V82H165ZM171 85H169V86H171ZM174 85L175 84H173V87H174ZM190 85H193V83H191ZM14 86H16V85H14ZM17 86L15 87V90L14 91H16ZM20 86H21V84H20ZM166 86H164V87H166ZM10 87H12V86H10ZM23 87H24V85H23ZM18 88H19V86H18ZM167 88L171 90V87L170 88L167 87ZM86 89H89V91L91 92V87L90 88H86ZM219 89H221V90L218 91ZM232 89H230V90L227 89V92L228 91H230V92L231 91H234ZM85 91H87V90H85ZM165 91L167 92V90H165ZM182 91L185 92V90H182ZM225 91H224V93H225ZM178 92H180V90ZM106 93H108V92H106ZM180 93H179V95L183 96V98H184V95H182L183 92L181 94ZM224 93H222V95ZM262 94L264 95V89L262 91ZM191 95L193 96V93ZM227 95H225V96H227ZM186 97L187 98H190L188 96H186ZM187 98H184V102H185V99L187 101ZM77 99H78V97L69 96L68 99H67V102L65 104V107L67 108V104L69 102L70 103H74V102L77 101ZM157 99H156V101H155V98H154V100L152 99L153 100L152 101L153 103H151L150 105H153L154 102H158ZM171 99H173V98H171ZM191 100L193 101V99H191ZM186 103L188 104L189 101H187ZM186 103H185V105H186ZM11 104H13V105L16 104V106L14 105L15 107L13 106V108L7 109L8 107H10L9 105H11ZM148 104L149 103L147 102V105ZM194 104L191 102V106H193ZM244 104L246 105L245 107H251V105H255V106L256 105H259V106H262L263 107V110H264V98L263 97H260L258 99H254V100L246 101V103H244ZM196 105L194 106V109H195L194 111L197 110V112H193L192 113L194 115V117H195V113L197 115L201 111L200 107L197 106V108H196ZM140 106H145V105L142 104ZM163 106L161 108H163ZM243 106H241V107H243ZM159 108H160V106H159ZM164 108H165V106H164ZM172 108H175L176 109L177 108V105L174 106V107H172ZM183 108H185V107H183ZM134 109H133V111L136 112L135 114L140 113L139 111H137L136 109L134 110ZM140 110H141V108H140ZM143 110H145V109H142V111ZM169 110H171V109H169ZM179 110H181L180 107H179ZM192 110H193V108H192ZM157 111H158V114H160L159 112L161 110H157ZM162 111H163V109H162ZM174 111H175L176 116H178V113L180 114V112L177 113V110H174ZM143 112L146 113L147 111H143ZM149 112H150V110H149ZM149 112H148V115H149ZM151 112H153V111L151 110ZM151 112H150V114H151ZM155 113L156 112H154V114ZM105 114H107V120L104 121V122H101L100 121V117L103 116V115H105ZM129 114H127V116ZM175 114L173 112L171 115H175ZM199 114H202V112H200ZM217 114H219V116H217ZM143 115H144V113H143ZM145 115H144L143 118L146 120V117L147 116L145 117ZM169 115H167V116H169ZM205 115H207V114L205 113L202 117L200 116L201 117V120L204 119V120H206V123L207 122L212 123L217 118L218 124H219V126H218V124H215V125H217L216 128H215V132L212 135V137H209L210 139L208 140L209 143L210 142L211 143L213 142L212 144H214V146H219V149L216 150V152H215V153H217L216 154L217 156L216 155L215 156H216V158H218L217 159V162H216V167H215V174H216V176H217V174H221V171L223 169H225V172L223 174H221V175H223L222 178H224V176L226 178V176H227V181L232 180V182L235 179L236 180L238 179V181L240 180L239 178L241 177V175H243L241 173H244V171L235 172L236 171L235 166L237 165V163L239 161L240 152L243 150V146L242 145H244V144H246L247 147H252V149L250 151L252 155H255L256 153H259V152L262 153V159L260 161H258V163H257L256 166L258 167L260 165V163L264 159V144H261V139H260L261 136L264 135V125L261 128H259V127L258 128H254L253 131L251 132V130L249 129V127H248V125L246 123V121L243 120V119L236 121L234 123L235 125L232 126L230 120L229 119H226V118H228L227 116H226V118H224V120L222 119L223 112H221V111H214V112L210 111L207 116H205ZM225 115H228V114H225ZM241 115L244 116V114H241ZM241 115H240V118L242 117ZM257 115L258 114L254 115V116L256 117ZM152 116L154 117L155 115H152ZM161 116H163V114ZM182 116L184 117L185 115H182ZM230 116H232V115L229 114V117ZM134 117L135 116H132V118H134ZM155 117L157 118V116H155ZM165 117H166V115H165ZM219 117H221L222 120H220ZM232 117L230 119H232ZM121 118H120V120H121ZM125 118H124V121L126 120ZM170 118H171V116H170ZM158 119H160V118H158ZM183 119H185V118H183ZM225 119H226V121L229 120V122H225ZM248 119L250 120V118H248ZM251 119H252V117H251ZM93 120H98V121H95L94 123H89V121H93ZM163 120H164V118L161 120V123H162ZM201 120H200V122H202ZM254 120H256V119H254ZM122 121L123 120L119 121V122H121V124L119 123L120 125H123L125 123V122H122ZM148 121H151V118ZM156 121H157V119L154 122H156ZM175 121H177V120H175ZM38 122L42 124V130H43V132L45 134L35 131V128H36L35 125ZM146 122H147V120H146ZM110 123L113 126L109 125ZM126 123H127V120H126ZM148 123L149 124H151V123L153 124V122H151V123L148 122ZM157 123L159 124L160 122H157ZM202 123H204V122H202ZM127 124H124L126 126H121V128H120V126H118V124H116L118 126L119 130L117 129V127L115 128V126H116L115 125L114 126L115 129L113 131H115L117 129L118 130L117 132L119 133V135L120 134L121 135L124 134V137H127L128 135H126V133L128 132V129H129L128 128L129 126H127ZM156 124H155V126H156ZM171 124L174 125V123H171ZM182 124L184 125L185 122L182 123ZM128 125H130V124H128ZM165 125H168V123L165 124ZM200 125H202V124L200 123ZM206 125L208 126V124H206ZM215 125H213V126H215ZM190 126H191V124H190ZM124 127H125V129H124ZM134 127L135 128H132L130 126V128H132L133 131H135L134 129H136V127H138V126H134ZM202 127H205V126L203 125ZM142 128L143 127H141L140 129H142ZM145 128H146V123H145ZM150 128L152 129V127H150ZM205 129H206V127H205ZM153 130H156V129H153ZM181 130H185V129H181ZM133 131H132V133H133ZM141 131L142 130H140L139 132H141ZM111 132H112V130H111ZM117 132H116V134H118ZM130 132L131 131H129L128 134ZM183 132L184 131H182L181 133H183ZM146 133L144 132L143 134H146ZM149 133H150V130H149L148 134ZM178 133H180V132H177L176 135ZM188 133H186V134L184 133L185 135L178 134L180 136L182 135V137H179L178 139L176 138V140L179 141V144L173 145L168 140V142L163 146V148L165 149V154H163L161 156L162 159H163L162 160V163H161L162 166L160 165V163H159L158 166L159 167L160 166L163 167L165 169V171H166V174H163V175H159L158 174V176H156L157 174L156 175L153 174L154 172L152 170L153 169L152 168V165H150V163H149V162H151V160L149 162H147L146 158H144L145 155H146L145 154L146 152H145L144 153L145 155H144L143 158L146 160L147 163H149V164L146 163L148 166H146V164H145L144 166L146 168L143 169L139 165H137V167L140 168V171H142V173L136 168V165L135 164H133V165L137 169L136 171H134V168L132 166L129 167V168H127L129 171H127L125 169L122 173H121L120 169H118V173H117V176H116V180H111L109 182V185H111L113 183L115 184L116 181L117 182L121 181L122 178H125V177L127 178V176H125V174H127L128 172H130L132 169H133V172L131 171L130 174H133L134 172H136L134 174L137 175L140 172L141 174H139V177L137 175V181H134V179H136V177L134 176L135 178L133 179V181L135 183L132 185L134 189L131 187L133 189L131 191V193L128 196H120L119 197V203H120L121 211L118 214L121 216L122 214H125L128 210H130V207H132L133 214H134V217H133L132 220L135 221V223H136L138 221V218L139 217H144V219L146 218L145 216H147L150 213V211L152 210L151 209V206L152 205H156V204H154V201L162 200V201H164V205L162 206L161 212H159V214L157 216H155V217L152 216L153 218L150 217L153 222L155 221L154 223H151L152 221L149 222V225L150 226L152 225V227H150V226L148 227L149 229L151 228V231H153V229H154L153 224H155L154 226H156V227L158 225H161V223L164 225V223H165L164 221H166L169 216H171V218H173L172 220H176L175 222H176L177 226H178V223L177 222H179V221H177L178 218L179 219L182 218L181 223H182V221H183V223L182 224L180 222L179 223H180V225H182V227H180V229L183 228L185 230L183 233H181L180 232L181 230L178 229L179 226L177 227L175 224L173 225L172 222H170V223L168 222L169 223L168 225L170 226V229H171V227L173 228V226H174V227H177L176 228L177 231L180 230L179 232L181 234H177V231H175L176 233L174 232L175 234H177V235H175L176 237L173 236L174 233L172 232V230L167 229V226L168 225L165 227V229L171 231L170 233H173L172 234V237L173 238H171V236H170L171 234L170 233H169L170 235L167 233V235H169V236H167L168 238L165 237V235H166L165 231H164L165 235H163V233L160 234V232L159 233H156V231H157L156 230L157 229L156 227L154 229L155 231H153L154 234L156 233V235L153 238H151L153 235L151 236L149 234L150 235V238L152 240L151 242L153 244H154V242L158 238H160V239L162 238L164 240V242H162V243L163 244L165 243V246L163 248V251L165 252V255L162 254V253H158V255H160L159 257L161 259L162 264H215L219 259L224 258V256L226 255V252H227L226 250H223V249L220 250V246L219 245H221L222 241H221V243H220V241H217L218 238L221 237V234L223 233L221 231H220L221 234L219 233V227H221L220 226L221 222H223L226 219L227 222L223 226L224 227L226 226L225 228L228 231V232H226L225 231L226 229L223 230V231L226 232V234H222V236L225 235V237H227L226 235H228L231 241L237 242V241L240 240L239 232H241L240 230L242 228V222H243L242 221V218L244 216H246V215L243 216L241 214L242 211L245 209V208H242L240 212L239 211H238V213L235 212V214H233L234 211L231 213V211H232L231 210L230 211V214H232V215L230 216V214L228 213L229 214V217L226 218L227 217V214H226L227 208L231 204L230 205L229 204L228 205L224 204L225 203V201H224L225 199L223 200V199H220V198H228L233 193H235V195H236V192L235 191H237V193H239V194L236 195L238 197L239 195H241L240 192L242 190H240V188H241L240 186H239V191L240 192L238 191V188H236V187L233 188L232 190L230 188V191L225 190L223 184L226 181L223 182L224 180L221 179L223 183L221 181L220 182H221L222 187H223V189L225 191L224 190L221 191L222 190V187H220L221 185L218 186L221 190H219V188L217 190L215 188L216 186H214V188L217 190V192H220V194H217V195L214 194V195H212V199L210 198L211 196L210 197H207L212 192V191H210L208 194L206 193V192L209 191V190L206 191V188H208L209 182L212 180V178H210V176L208 175V170L205 169L204 166H203V163H204L205 160L198 159V157L197 156L195 157L194 154H192V152L193 151L194 152L196 151L198 153V151H201L202 150L200 148H203V147H200V146H203V144L208 143V142H201V140L200 141H197V139L194 140V139H192L190 137L192 135L191 134L192 132H190V134L187 135ZM236 133H237V138L234 137V134H236ZM100 134H98V136ZM134 134L135 135H138V132L137 133H134ZM208 134H209V132H208ZM244 134H249V139L247 138L248 140H243L244 139L243 138L242 139V141L244 142V144H243V142L240 141V137L242 135H244ZM113 135H114V133H113ZM176 135L174 136L173 134L172 135L170 134V137H172V138H173V136L174 137H177ZM194 135H195V133H194ZM140 136H142V135H140ZM195 136H197V137L200 136L202 138L203 136L204 137L207 136V132L205 130L204 131L202 130L201 133H199V134L196 133ZM121 137L123 138V136H120V138ZM10 138L15 139L14 141H17V142L22 141V143H20V144H22L21 145V149H16V148L10 149V146H13L11 144V142H10ZM110 138L111 139L109 140V138L106 137V139L109 140V141H111V140L113 142L115 141V139L113 137H110ZM120 138L118 136L117 139H119L120 142H121L122 141V138L121 139ZM127 138H129V136ZM130 138H131V134H130ZM96 139H99V137L98 138L96 137L94 139L95 140V143H96ZM134 139H135V137H134ZM134 139H132V140L134 141ZM142 139H144V138H142ZM167 139H170V138H167ZM125 140H123V142ZM128 140H126L128 143L130 141L132 142V140H130V141H128ZM138 140L141 141L140 138H138ZM138 140H135V142L136 141L138 142ZM148 140H150V139H148ZM148 140H146V141H148ZM112 141L110 142V144L113 143ZM116 141L118 142V140H116ZM140 141H139V143H140ZM165 141H167V140H164V142H162V143H165ZM98 142H99V140L97 141V143ZM105 142H103V144ZM127 142H125V143H127ZM131 142H130L129 145L124 144L123 147L119 143H117V144L120 145V147H122L121 149L126 150V151H123L122 154L120 153V156L121 155L122 156L119 158V155H118V157H116V159L117 158H119V159H121V158L123 159L124 158V160H125L128 155H131V154H128L129 150L131 152L133 150V148L136 147V146H133V142H132V145H131ZM174 142H175V140H174ZM99 143H100V145H103V144H101V142H99ZM115 143L116 142H114V144ZM147 143L146 144L144 143L145 144L144 145L145 147H147L146 145L149 146V144L152 145L151 147H153V145H154V144H152V141L151 142L149 141ZM117 144H116V146H117ZM157 144H159V143H157ZM105 145H106L105 149L108 148L107 147V144H105ZM111 146H113V145H110V147ZM177 146H181V150L184 147L185 149L182 150L183 152H185V150L187 149V147L190 148V149H192L191 150L192 152H189L190 156L188 158L187 157L186 158L180 157V159L178 161L180 163H178V162L175 161L176 163L175 162L174 163L176 165L178 163V165L174 167V164L173 163L171 164L172 161H169L172 158L170 152H171V149L172 148H177L178 149ZM225 146L232 147V151L231 152H227L228 149L225 150L224 149ZM137 147H139V146H137ZM204 147H205V145H204ZM209 147H210V145H209ZM111 148H114V147H111ZM115 148H118L119 149V146H117ZM115 148L113 149L114 151H115ZM148 148L150 149V147H147V149ZM206 148L207 147L204 148V151H205ZM109 149L110 148H108L107 150H109ZM121 149L119 150V152L121 151ZM107 150H104L103 151L102 156L108 157L109 154L107 155V153H109V151H107ZM150 150H149V152H151ZM152 150H153V148H152ZM206 150L208 151V149H206ZM111 151L112 150H110V152ZM158 151H163V150L160 149ZM119 152L116 151V154H118ZM132 152L135 153L134 150ZM186 152H188V151H186ZM134 153H133V155L137 154L138 152H136L135 154ZM162 153H164V152H162ZM113 154L114 153H111L110 155H112V156L109 155V157L110 158L113 157ZM116 154L114 156H117ZM159 154L161 155V152L156 155L158 161H159V158L158 157L160 156ZM86 155L87 156H85V154H84V157H82V158H84V159L85 158H88V154H86ZM98 155H100V153H98ZM140 155H142V153ZM152 155H155V154H153V152H152ZM139 156L137 154V156H133V157L136 158V157H139ZM156 156H154V157H156ZM135 158H133V159H135ZM112 159L115 160L114 158H112ZM144 159L143 160L141 159L140 161H142V162L144 161V163H145V160ZM150 159H151V157H150ZM211 159L212 160L215 159L214 158V155H213V157ZM130 160H131V158H130ZM117 161H119V160L117 159ZM126 161L128 162L129 160H126ZM209 161H210V159H209ZM142 162H140V164ZM207 163H208V160H207ZM112 165H114V163ZM141 165H143V164H141ZM12 166L15 167V168H17V169L16 170H9V167H12ZM79 166H77L78 169H79ZM78 169L77 170H73L72 169L71 173H53V174L47 175V177L45 178V182L42 184V187H44L45 188V191L50 194L51 191H52V189L57 188V185L63 186V185L79 184L82 181V179L87 178V176L85 174L84 168H83V170H82V168H81V170H78ZM87 169H89V167ZM141 169H143V170H141ZM154 169H155V166H154ZM234 169H235V171H234ZM126 171H127V173H126ZM245 176L246 175H244V177ZM131 177H132V175H131ZM117 178H118L119 181L117 180ZM205 178H206V181L204 180ZM255 178L258 180V177H255ZM244 179H246V177ZM147 180H148V182H147ZM149 180L157 181V184L159 182L160 183L159 184L160 185V188L158 189V188L153 187V189H152V187H150V188H147V190H146V188L144 187L143 184H145L144 183L145 181H146V183H149L150 182ZM257 180H256V182H257ZM213 181H214V179H213ZM238 181H236V182H238ZM245 181L243 180L244 183H245ZM195 182H200L201 185H200V183H197L196 184ZM232 182L230 181V184ZM234 182L232 183L233 185H231V187L234 186V184L236 183V182L235 183ZM256 182H255V185L257 184ZM258 182H260V181H258ZM120 183H122V181L119 182V186L120 185L122 186V184H120ZM217 183H218V180H217ZM238 183H236L235 185L237 186ZM123 184H124V182H123ZM126 184H128L127 181H126ZM180 184H182V186L185 185V187L183 186L184 189H187L186 186L187 187H191L192 184H194L195 186L199 184L200 186H197V187L193 186L194 189L192 187V190L193 191H191V189H188L189 191L187 193V190H186L187 196H188L189 193L191 195L193 193V197H195V199H196V202L195 203H197V199H200L198 197L201 196L199 194L202 193L205 190V194H204L205 196H203V195L202 196L205 197V198L207 197V199L210 198L211 199L210 202H212V204L210 203V205H209V203H208L209 202L208 200H210V199H208V200L206 199L208 202H206V203L204 202V204H202L205 199H201L202 201H200V202H202V203H201L200 207L195 208V209H190L187 213H185L186 211L184 212V208L181 205V203H183V202L181 201L180 198L186 197V195H184L182 197H179V195L183 191L182 190L183 188H180V186H181ZM241 184H243V183L241 182ZM252 184L254 185V183H251V186H253ZM225 185L227 186V184H225ZM245 185H246V183H245ZM245 185H243V186H245ZM123 186H127V185L124 184ZM249 186H250V184H249ZM251 186L249 188H251ZM257 186H258V184L255 187H257ZM117 187H118V185H117ZM163 187H165V189H162ZM154 188L156 189V191H155ZM168 188H179L181 191L179 193H174V192L170 191ZM247 188H244V189H247ZM235 189H237V190H235ZM216 190L214 191L215 193H216ZM247 190L250 191V189H247ZM11 192H12V190H11ZM11 192H9V194ZM243 192H245V191L243 190ZM247 193H248V191H247ZM191 195H189V196H191ZM245 195H246V192H245ZM189 196H188V198L186 200V201H188V203L185 200H183L187 204H191V200H190ZM0 198H1V195H0ZM216 199H219L220 203H214V200H216ZM258 200H264V188H262L260 190V192L253 198L252 201H258ZM192 201H195V200H192ZM228 201L230 202V200H228ZM239 202H238V205H239ZM55 205H57V204H55ZM55 205H53V206H55ZM233 205H236V204H233ZM13 207H11L12 208L11 209L12 212L15 211ZM147 207H149L148 210H150V211H147ZM233 207H235V206H233ZM1 208H2V210L4 209L3 207H0V209ZM158 208H161V207H158ZM255 208L256 207H253L252 208L250 214H248L246 216V219H252ZM177 210H180L179 212H181V216L179 215V212ZM6 211H7V209H6ZM116 211H118V208H116ZM0 212H2V211H0ZM16 212L18 213L19 210L17 209ZM169 212H170V215H169ZM162 213L163 214L164 213L165 214L167 213L168 216L167 217L165 216V219L162 218L164 216H162L160 218V215ZM176 215H177V218L175 219L174 217H176ZM241 215L243 216L242 218H241ZM95 218H96V216L91 215V216H89L88 220H89V222L92 225L97 226L98 223H99V219L100 218H98V219H95ZM147 220H149V218ZM8 221H10V220H8ZM133 221H132V228H134L136 226ZM4 222H6L5 219H2V217H1L0 224L1 223H4ZM140 222L141 221L139 220L138 223H140ZM142 222H143V225H144L145 222L144 221H142ZM210 222H211V224H210ZM11 223H13V222H11ZM228 223H230V224H228ZM231 224H232V226H231ZM12 225L13 224H11V226ZM243 225H246L245 222H244ZM19 226L18 227L17 226L16 227H11L12 229L10 228L11 231H12V234L18 235V236L21 234V230H20ZM137 226H138V228H136V230H140L139 229V224ZM3 227L4 226H1L0 227L1 228L0 229V233H2L1 231L5 229V228L3 229ZM142 227L144 228V226H142ZM145 227H146V225H145ZM161 227H163V226H160V227L158 226V228H161ZM256 227L261 232V226L256 223ZM107 228L109 230H116L117 231L115 233H109L108 236L119 237V236H121V233L120 232L124 231V228L122 226H120V225L119 226H116V225H108ZM23 230H25V229H23ZM90 231L91 230H88L87 233L90 232ZM101 231H103V229L98 230V232H96L95 235L98 234V233H100ZM141 231H143V230L141 229ZM3 232H5V231H3ZM91 233L94 234L93 231H91ZM149 233H151V232H149ZM4 234L2 233V237L4 236L3 238L1 237V235H0V237L2 238V240L5 238L6 239V243H5V240L4 241H1L0 240V241L3 242L5 244V246L8 245V246L11 247L12 244L10 245V243H9V241H10L9 240V235L10 236H12V235L9 234V233H8V236H7V234L6 235H4ZM147 237H148V231H147ZM256 237H257L256 240L259 243H264V236H263V234H257ZM148 239H149V237H148ZM159 241H161V240H159ZM3 243H1V244H3ZM11 243H12V241H11ZM15 243L16 242H14V244ZM18 244H17V247L19 246ZM44 244L38 243V245L41 248L44 247ZM138 244H139V247H137V249L139 248V253H138V256H137V259L138 260H132L130 257H126V255L124 253H120V255H121L122 258H125L126 257L125 259H126V261L128 263H132V264H145L144 259L142 257V254H144V252H146V251H144L143 248H144V246L146 244H148V242L147 241H144V240H140L138 242ZM222 245H223V243H222ZM2 247H4V246L2 245ZM224 248H225V246H224ZM2 249H4V248H2ZM156 249L157 248L155 246L153 248V251L154 252H152V254L156 252ZM0 250H1V248H0ZM25 250H33V249L26 248ZM4 253H3V250L0 251V264H7L6 263V259L8 257L7 254H10L11 252H8V253H5V254ZM112 253H113V251H112V249H111V247H110L109 244H107L105 247H103V246L99 245L97 242H92V243H90V244L87 245V247H86V249H85V251L83 253L76 254V255L78 256V260L80 262H82L83 264H102L104 262L105 258L107 256H110ZM146 254H150V253L146 252ZM11 255H13V253H11ZM156 256H157V254H156ZM157 258H158V256H157ZM32 261H35V257H29V258L26 259V263H29V262H32ZM63 261H64V258L61 257L59 259L47 260L46 263L47 264H60ZM108 264H117V262L114 261V260H111L110 262H108Z\"/></svg>",
  "mask_w": 264,
  "mask_h": 264
}]
</instances>
